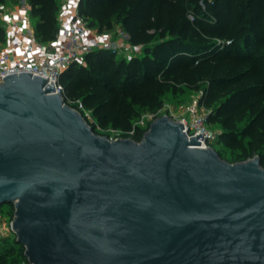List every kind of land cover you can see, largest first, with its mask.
<instances>
[{
    "label": "water",
    "instance_id": "1",
    "mask_svg": "<svg viewBox=\"0 0 264 264\" xmlns=\"http://www.w3.org/2000/svg\"><path fill=\"white\" fill-rule=\"evenodd\" d=\"M181 122L141 142L94 133L53 82L0 83V206L30 264H264V168Z\"/></svg>",
    "mask_w": 264,
    "mask_h": 264
},
{
    "label": "trees",
    "instance_id": "2",
    "mask_svg": "<svg viewBox=\"0 0 264 264\" xmlns=\"http://www.w3.org/2000/svg\"><path fill=\"white\" fill-rule=\"evenodd\" d=\"M28 3L38 19L36 37L57 40L58 0ZM78 13L99 32L120 23L129 44L143 49L128 60L97 49L61 73L66 103L94 133L106 137L84 110L103 132L112 124L127 132L123 138L141 142L151 123L133 126L136 106H160L165 94L184 86L204 89L200 105L211 111L210 125L221 127L219 143L234 151L230 163L259 156L264 168V0H80ZM5 40L0 25V43ZM0 264H30L16 235L0 239Z\"/></svg>",
    "mask_w": 264,
    "mask_h": 264
},
{
    "label": "built area",
    "instance_id": "3",
    "mask_svg": "<svg viewBox=\"0 0 264 264\" xmlns=\"http://www.w3.org/2000/svg\"><path fill=\"white\" fill-rule=\"evenodd\" d=\"M79 2L80 0L78 5ZM75 20L76 23L65 25L61 34L64 41L59 40L60 35L57 40L49 43L41 42L34 33L29 35L27 41L20 36L10 35L6 48L0 50V83L13 74L31 73L33 76L47 79L49 84L53 82L56 92L62 93L59 79L67 67L75 62L83 63L88 53L109 48L111 45L109 39L96 36L91 31L89 22L78 12ZM5 31L12 32V26H8ZM121 46L132 51L140 50L139 47L129 43ZM15 49L19 50L18 54ZM210 113L211 111L197 102L189 105L184 115L178 120L184 125L185 133L189 138L203 136V140H199L201 142L199 147L202 149H215V143H219L220 133L211 129ZM120 138L123 137L117 139ZM9 234L15 235L12 223L8 228L0 227L1 239L9 237Z\"/></svg>",
    "mask_w": 264,
    "mask_h": 264
},
{
    "label": "rangeland",
    "instance_id": "4",
    "mask_svg": "<svg viewBox=\"0 0 264 264\" xmlns=\"http://www.w3.org/2000/svg\"><path fill=\"white\" fill-rule=\"evenodd\" d=\"M165 1L169 2V0H165ZM90 29L98 37H100V35H105L109 38L111 45L109 48H106V49L116 52L117 60H120V59L128 60L131 57L143 55V49L132 51L130 49L123 48L121 46V45H127V43H129V37L124 32L120 23H115L112 30H106L104 32H99L97 28L90 27ZM204 93H205L204 89L194 90L192 88H188L184 86L181 90L172 91L170 93L165 94L162 97L160 106H157L152 109L144 108V107L139 108V106H136L137 116L133 119V126L135 127L140 126L144 128V127H147L149 123H152L156 119L161 118L163 116H169L173 118L174 120L178 121L184 115L189 105L193 103H197V102L200 103V101L202 100L204 96ZM205 109L210 111L206 107ZM84 114L89 119L93 120V122H95L96 126L98 127L99 131H101V133H105L106 137H108L110 140H115L118 137H123L124 135L127 134V132L124 129L116 128L112 124H110L107 130L103 132L104 130L101 124L97 121V119H92V112L88 110H84ZM211 129L219 133L222 131L221 127L217 124L211 125ZM214 148L215 150L222 151L223 156L225 157L226 161H229V162L231 161L232 154L234 151L229 149L224 143L223 144L215 143ZM10 205L11 204H4L0 206V227L1 228H8L14 219V217L10 216V213H9ZM12 236L13 235H10L9 237H12Z\"/></svg>",
    "mask_w": 264,
    "mask_h": 264
},
{
    "label": "crops",
    "instance_id": "5",
    "mask_svg": "<svg viewBox=\"0 0 264 264\" xmlns=\"http://www.w3.org/2000/svg\"><path fill=\"white\" fill-rule=\"evenodd\" d=\"M79 0H58L59 14L58 21L60 25V41H64L61 34L67 23H76L75 17L78 12ZM38 22L37 18L31 15V8L28 0H5L0 3V25L6 30L8 26H12V32H6V40L0 43V48L7 46V39L10 35L20 36L24 40H28L31 33L35 34V26ZM101 39H109L105 35H100ZM19 53V50H16Z\"/></svg>",
    "mask_w": 264,
    "mask_h": 264
}]
</instances>
